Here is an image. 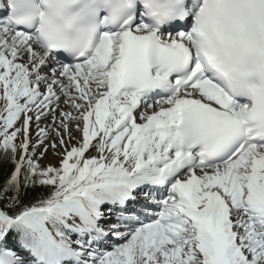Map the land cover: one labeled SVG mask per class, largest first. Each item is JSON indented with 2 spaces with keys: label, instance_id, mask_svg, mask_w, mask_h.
Wrapping results in <instances>:
<instances>
[{
  "label": "snow or ice",
  "instance_id": "obj_1",
  "mask_svg": "<svg viewBox=\"0 0 264 264\" xmlns=\"http://www.w3.org/2000/svg\"><path fill=\"white\" fill-rule=\"evenodd\" d=\"M5 166L0 264H264V0H0Z\"/></svg>",
  "mask_w": 264,
  "mask_h": 264
},
{
  "label": "rangeland",
  "instance_id": "obj_2",
  "mask_svg": "<svg viewBox=\"0 0 264 264\" xmlns=\"http://www.w3.org/2000/svg\"><path fill=\"white\" fill-rule=\"evenodd\" d=\"M56 160L57 158L54 157L51 152H49V154L43 159L40 161V163L42 165H47V164H55L56 163Z\"/></svg>",
  "mask_w": 264,
  "mask_h": 264
},
{
  "label": "trees",
  "instance_id": "obj_3",
  "mask_svg": "<svg viewBox=\"0 0 264 264\" xmlns=\"http://www.w3.org/2000/svg\"><path fill=\"white\" fill-rule=\"evenodd\" d=\"M8 167L5 166L2 170H0V176H2L4 173H7Z\"/></svg>",
  "mask_w": 264,
  "mask_h": 264
}]
</instances>
